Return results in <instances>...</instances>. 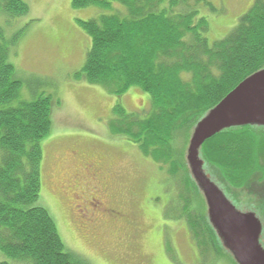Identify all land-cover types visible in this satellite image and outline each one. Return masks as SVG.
Listing matches in <instances>:
<instances>
[{"label": "trees", "instance_id": "16d2710c", "mask_svg": "<svg viewBox=\"0 0 264 264\" xmlns=\"http://www.w3.org/2000/svg\"><path fill=\"white\" fill-rule=\"evenodd\" d=\"M72 5L100 11L76 19L90 46L73 78L83 74L88 83L115 95L130 86L150 95L142 112L115 104L108 130L136 145L170 177L181 173L175 189L179 202L185 210H199V218L183 213L190 229L197 237V228L206 234L212 251L223 254L186 149L207 111L264 67V0H253L231 31L212 42L205 36L208 19L198 10L200 5L215 10L210 0H72ZM27 12L24 0H0L4 24ZM24 28L8 39L0 24V264H89L66 247L39 202L41 141L51 128L52 96L19 100L22 82L9 55ZM199 155L206 174L234 203L240 204L244 191L255 194L253 201H244L253 208L256 202L264 220V126L224 128L201 144Z\"/></svg>", "mask_w": 264, "mask_h": 264}, {"label": "rangeland", "instance_id": "374dc122", "mask_svg": "<svg viewBox=\"0 0 264 264\" xmlns=\"http://www.w3.org/2000/svg\"><path fill=\"white\" fill-rule=\"evenodd\" d=\"M24 1L26 14L8 24L0 17V24L8 39L25 27L9 55L22 82L19 100L39 93L52 96L51 128L41 141L39 202L49 210L66 247L89 264H237L218 235L216 244L223 254L212 251L206 234L197 228V237L190 229L183 213L199 218V210H185L179 202L175 189L181 173L170 177L136 145L110 134L115 104L127 112H142L150 106V95L137 86L115 95L88 83L83 74L73 78L90 46L76 19L100 11L74 7L72 0ZM210 1L215 10L205 5L198 9L199 16L208 19L209 42L227 35L253 3ZM242 195L257 198L247 191ZM244 199L235 206L260 220L264 248L261 212L256 202L257 211L248 210Z\"/></svg>", "mask_w": 264, "mask_h": 264}, {"label": "water", "instance_id": "95a60500", "mask_svg": "<svg viewBox=\"0 0 264 264\" xmlns=\"http://www.w3.org/2000/svg\"><path fill=\"white\" fill-rule=\"evenodd\" d=\"M264 126V67L242 79L197 122L186 149L189 170L206 200L207 216L223 246L237 264H264L259 242L262 224L252 211H241L206 174L201 144L224 128Z\"/></svg>", "mask_w": 264, "mask_h": 264}, {"label": "bare ground", "instance_id": "6f19581e", "mask_svg": "<svg viewBox=\"0 0 264 264\" xmlns=\"http://www.w3.org/2000/svg\"><path fill=\"white\" fill-rule=\"evenodd\" d=\"M109 13V12H108Z\"/></svg>", "mask_w": 264, "mask_h": 264}]
</instances>
